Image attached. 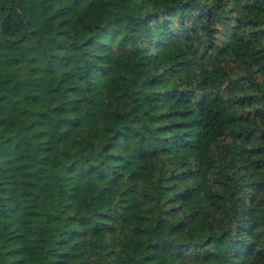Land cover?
Masks as SVG:
<instances>
[{"label": "trees", "instance_id": "16d2710c", "mask_svg": "<svg viewBox=\"0 0 264 264\" xmlns=\"http://www.w3.org/2000/svg\"><path fill=\"white\" fill-rule=\"evenodd\" d=\"M0 264H264V0H0Z\"/></svg>", "mask_w": 264, "mask_h": 264}]
</instances>
